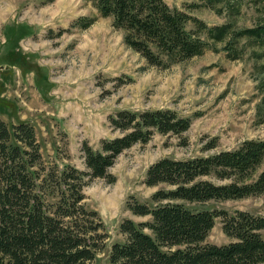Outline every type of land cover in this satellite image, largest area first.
<instances>
[{
	"label": "rangeland",
	"instance_id": "1",
	"mask_svg": "<svg viewBox=\"0 0 264 264\" xmlns=\"http://www.w3.org/2000/svg\"><path fill=\"white\" fill-rule=\"evenodd\" d=\"M165 1L210 27L226 26L224 33H201L206 46L200 55L152 65L91 0H0V8L9 5L0 15V118L30 122L47 162L86 169L83 143L100 149L102 139L119 135L110 116L121 109L171 108L192 118L182 135L157 131L121 153L109 168L114 181L95 178L85 185L84 203L99 212L108 235L93 264H108L111 244L124 238V219L150 218L134 214L128 203L147 202L166 187L146 183L154 162L264 139V48L236 36L264 21V0ZM213 138L216 146L207 148ZM262 170L264 159L248 181ZM200 205L264 213V193ZM230 240L217 218L207 241Z\"/></svg>",
	"mask_w": 264,
	"mask_h": 264
},
{
	"label": "trees",
	"instance_id": "2",
	"mask_svg": "<svg viewBox=\"0 0 264 264\" xmlns=\"http://www.w3.org/2000/svg\"><path fill=\"white\" fill-rule=\"evenodd\" d=\"M91 1L152 65L200 55L206 46L201 33L221 36L226 28L210 27L165 0ZM236 36L264 48V21ZM110 120L121 133L102 139L100 149L85 141L83 170L47 162L30 122L0 118V264H93L108 235L99 212L84 203L85 185L95 178L114 181L109 168L118 156L155 132L182 135L192 124L171 108L121 109ZM215 146L213 138L207 148ZM263 159L264 139H245L233 149L154 162L146 183L166 187L147 202L128 203L134 214L150 218L121 222L124 238L111 244L108 264L264 263V213L200 205L264 193V170L248 181ZM217 218L231 239L225 244L207 241Z\"/></svg>",
	"mask_w": 264,
	"mask_h": 264
},
{
	"label": "bare ground",
	"instance_id": "3",
	"mask_svg": "<svg viewBox=\"0 0 264 264\" xmlns=\"http://www.w3.org/2000/svg\"><path fill=\"white\" fill-rule=\"evenodd\" d=\"M8 12L9 11V5H7L6 7H3V8H0V15H1V17H2V15H3V12Z\"/></svg>",
	"mask_w": 264,
	"mask_h": 264
},
{
	"label": "water",
	"instance_id": "4",
	"mask_svg": "<svg viewBox=\"0 0 264 264\" xmlns=\"http://www.w3.org/2000/svg\"><path fill=\"white\" fill-rule=\"evenodd\" d=\"M1 68V67H0Z\"/></svg>",
	"mask_w": 264,
	"mask_h": 264
}]
</instances>
